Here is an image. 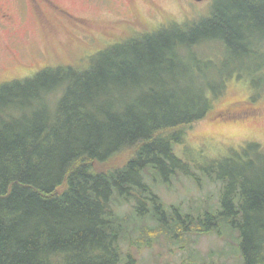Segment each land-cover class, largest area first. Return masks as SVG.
Listing matches in <instances>:
<instances>
[{
    "label": "trees",
    "instance_id": "1",
    "mask_svg": "<svg viewBox=\"0 0 264 264\" xmlns=\"http://www.w3.org/2000/svg\"><path fill=\"white\" fill-rule=\"evenodd\" d=\"M199 16L0 83V264H135L121 259L125 204L147 219L139 244L228 225L242 264H264L261 144L202 168L220 183L218 207L170 212L151 183L196 179L174 145L228 80L248 81L244 103L264 97V0H210ZM238 103L213 115L238 122L251 111Z\"/></svg>",
    "mask_w": 264,
    "mask_h": 264
},
{
    "label": "rangeland",
    "instance_id": "2",
    "mask_svg": "<svg viewBox=\"0 0 264 264\" xmlns=\"http://www.w3.org/2000/svg\"><path fill=\"white\" fill-rule=\"evenodd\" d=\"M209 2L0 0V83L31 77L48 65L73 63L79 56L91 58L103 47L127 41L128 30L153 35L170 23L197 20ZM226 86V94L214 102L211 114L186 128L182 143L174 145L175 153L189 163L196 179L181 174L165 182L158 176L151 179L170 212L178 208L181 213L195 215L207 207H218L220 183L206 176L207 171L202 168L215 161L221 162L215 165L222 169V162L232 151L241 153L251 142L264 148V97L256 104L244 103L251 94L246 79H230ZM232 103H238L232 109L238 107L239 112L251 110L249 115L242 112L246 118L238 122L222 119L218 113L213 115ZM212 115L217 116L210 118ZM130 207H118L121 214H130L129 223L134 225H129L121 240L122 260L129 254L135 264H242L239 234L228 225L218 233L187 235L184 243L161 234L148 244H139L137 240L144 234L137 227L147 219L137 216ZM148 225L156 227L154 222Z\"/></svg>",
    "mask_w": 264,
    "mask_h": 264
},
{
    "label": "water",
    "instance_id": "3",
    "mask_svg": "<svg viewBox=\"0 0 264 264\" xmlns=\"http://www.w3.org/2000/svg\"><path fill=\"white\" fill-rule=\"evenodd\" d=\"M195 1H197V2H198V1H202V0H195Z\"/></svg>",
    "mask_w": 264,
    "mask_h": 264
}]
</instances>
